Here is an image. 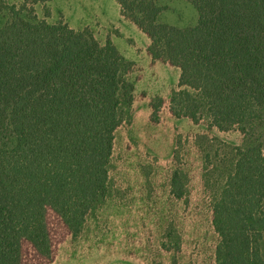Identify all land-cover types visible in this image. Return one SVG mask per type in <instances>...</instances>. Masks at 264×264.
I'll list each match as a JSON object with an SVG mask.
<instances>
[{"label": "trees", "instance_id": "obj_1", "mask_svg": "<svg viewBox=\"0 0 264 264\" xmlns=\"http://www.w3.org/2000/svg\"><path fill=\"white\" fill-rule=\"evenodd\" d=\"M49 1L0 0V264H22L25 243L52 260L49 212L82 232L108 194L115 132L132 120V64L88 30L47 23L48 9L39 19L34 6ZM115 1L152 60L180 70L171 115L241 134L212 202L215 264H264V0ZM172 1L196 23L162 22Z\"/></svg>", "mask_w": 264, "mask_h": 264}, {"label": "rangeland", "instance_id": "obj_2", "mask_svg": "<svg viewBox=\"0 0 264 264\" xmlns=\"http://www.w3.org/2000/svg\"><path fill=\"white\" fill-rule=\"evenodd\" d=\"M165 4L162 22L196 23V12L185 2ZM46 8L34 7L39 19ZM60 18L50 12L45 20L55 24ZM146 110L133 104V121L115 132L108 194L82 232L72 237L49 212L52 260L25 243L22 264H215L219 237L212 202L242 136L236 129L209 128L205 119L198 124L177 120L163 105L152 122ZM174 186L181 187V198Z\"/></svg>", "mask_w": 264, "mask_h": 264}, {"label": "crops", "instance_id": "obj_3", "mask_svg": "<svg viewBox=\"0 0 264 264\" xmlns=\"http://www.w3.org/2000/svg\"><path fill=\"white\" fill-rule=\"evenodd\" d=\"M22 3L23 0H7L11 6L18 7ZM40 5H46L49 15L50 12L61 15L60 19L75 32L88 30L101 45L109 41L121 57L132 64L127 76L134 86L132 107L139 103L141 108L147 109L150 120L153 106L158 105L160 109L163 105L169 110L170 96L179 90L180 70L152 60L147 51L150 39L121 16L115 0H50ZM137 97L139 102H135Z\"/></svg>", "mask_w": 264, "mask_h": 264}]
</instances>
